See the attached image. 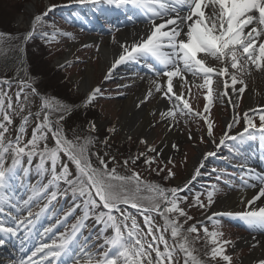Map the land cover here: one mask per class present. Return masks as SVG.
Wrapping results in <instances>:
<instances>
[{"label": "snow or ice", "instance_id": "1", "mask_svg": "<svg viewBox=\"0 0 264 264\" xmlns=\"http://www.w3.org/2000/svg\"><path fill=\"white\" fill-rule=\"evenodd\" d=\"M78 2L101 3L102 0ZM106 3L116 9H145L150 13L144 34L134 37L130 44L121 45L122 51L111 65L109 75L122 63H142L156 77L166 78V87L153 81L155 92L166 97L174 107H179L182 102L181 111L187 109L190 112L191 109L184 92L174 91L173 78L179 77L178 84L183 89L188 82L186 74L194 78L193 84L196 83L195 78L201 77L203 83L196 86L207 90V112L213 100V76L222 80L223 91L220 95L227 98L233 92L239 95L245 92V74L250 75L253 71L264 74V0H106ZM56 7L49 5L42 14L34 16L30 30L20 42L21 53L25 52L27 42L35 37L38 26L43 25L48 14ZM129 19L134 17L129 16ZM3 35L0 34V38ZM153 62L161 67L157 68ZM217 64L219 67L214 66ZM21 71L23 78L18 72L14 79L0 80V85L9 88L13 82L19 85L14 97L0 87V248L19 238L20 233L27 238L36 219L42 213L51 211L61 197L71 195L73 205L63 220H56L57 225L66 224L77 209L81 215L76 217L70 232L57 234L53 232L55 225L45 227L40 233V241L27 258L21 256L17 259L12 253L8 264H63L62 257L70 258L71 264H232V258L227 254L232 241L224 239L220 231H209L203 221L198 223L203 228L204 247L208 249L204 256L207 259L196 254L194 242L201 240L200 229L192 224L185 230L179 222L180 217L184 218V223L193 219L179 206L182 199L187 200V196H180L186 188L176 186L165 189L143 183L135 171L131 175H120L115 167L109 169L110 161L90 151L93 143L91 133L97 130L95 122H90L91 127L83 137L76 135L69 138L63 122L71 114L72 108L41 93L23 65ZM101 91L100 88L91 90L84 106L93 103ZM152 96L153 92L149 90L140 104L146 103ZM33 101H40L35 111L29 106ZM250 112L258 114V125ZM160 115L162 118H174L175 113L169 109ZM17 116L20 117L18 125L14 119ZM241 120L243 131L237 134L241 140L256 138L250 129L257 130L264 139V107H261L233 116L231 123L226 125L227 131L219 140V145L223 146L225 139H237V136L228 133ZM206 123L207 136L212 138V122L206 119ZM29 126H32L30 135ZM115 130V127L108 129L109 132ZM49 140L53 141L51 146ZM141 143L147 144V141L141 140ZM171 147L177 148V145ZM148 151L157 150L149 147ZM214 155V152L206 154L208 157ZM93 156L96 158L95 164ZM142 157L145 165L150 166L155 162V157L149 158L145 153H139L131 157V161L125 159L123 166L126 168L129 162L135 165ZM111 161H115V157ZM33 172L39 178L35 184L30 179ZM199 174L197 169L196 175ZM172 175L169 170L164 179ZM45 177L47 183L44 182ZM260 179L259 187L249 185L258 190L250 199H242L245 205L243 211L212 210L215 203L213 191L207 192L206 203L199 196L195 197L193 203L202 209L212 210L207 215L209 221L222 216L235 217L244 221L250 229L264 232V206H256V201L264 198V177ZM26 181L32 194L24 200L13 199L16 195L15 185ZM144 191L151 195H141ZM41 201L46 203L34 214L31 210L33 204ZM121 205L136 210L143 218L146 231L141 228L136 215ZM153 213L163 219V228L155 222ZM88 221H92L98 230L94 237L90 233L84 244L77 248L76 241L82 230L88 227ZM169 229L175 241L173 244L165 236ZM193 233L196 235L190 239L189 234ZM93 239L100 242L90 243ZM258 243H253L252 247H257ZM20 251H24L23 241ZM178 253L183 254L182 260ZM256 264H264V259H259Z\"/></svg>", "mask_w": 264, "mask_h": 264}, {"label": "rangeland", "instance_id": "2", "mask_svg": "<svg viewBox=\"0 0 264 264\" xmlns=\"http://www.w3.org/2000/svg\"><path fill=\"white\" fill-rule=\"evenodd\" d=\"M68 2L69 0H0V34H4L3 37L0 38V68L5 71L0 72V74H11L14 76L20 66L22 60V53L19 50L21 37H24L30 28H28L25 23H20L19 19L24 16L26 22L30 17L42 14L49 5L54 4L57 5L56 8L61 9L60 7ZM30 6L34 9V15L32 12H28ZM56 8L48 14L41 26L48 28L51 32L47 33V36L41 35L44 33L43 31L39 32L25 45L26 70L34 78L41 93L60 103H65L72 108L71 114L68 115L63 122L64 131L69 138L76 135L81 137L86 135L87 130L91 127L90 122L94 121L97 130L91 133L93 143L90 148H93L96 153L103 156L106 161H110L108 163L109 169L115 167L117 173L120 175H131L132 171H135L139 173L143 183L159 185L165 189L176 187L178 184L184 183L185 178L189 174V165L192 160L199 155V151H205V155L208 152H216L215 157L219 158H224L226 156L223 149L227 148L226 146L230 143L225 142V144L221 146L218 142L226 133L225 118L229 116L233 118V116L240 115L244 112V94L239 95L234 107L231 106L228 100L220 95L223 91L222 80L213 76V100L206 112L205 104L207 101L205 96L207 90L196 86L197 84H202L203 79L197 77L195 78L196 83L193 84L192 81L194 78L190 75L187 77L188 82L183 89H180L179 86L174 88V91L177 93L180 91L184 92V98L188 100L191 109L189 112L187 109L181 111L183 108L182 102L179 107H174L173 103L166 97H163L160 93H156L153 83V96L149 98V103L153 105L158 102L159 98L164 99L169 109L174 111V118L167 117L164 120L160 114L153 113V134L150 137L138 136L134 133L129 135L122 134L119 132L117 126L126 99L138 89L139 81H143L145 80L144 78L148 77H158H156L153 72L149 71L142 63H140V66L134 65L132 70H130L131 72L127 74L125 73L126 69L123 68L119 69L115 75H108L106 70L102 71L103 59L100 54L102 43L107 42V39L111 37L116 38L120 28L112 24L106 25V23H104L105 19L102 18H98L100 26L96 27L94 26L93 19L88 20V16L80 17V15L77 14L70 15L69 9V11L61 9V13H59L56 11ZM82 8L91 11L89 6H82ZM64 12H66V14H63ZM62 15L64 18L61 17ZM92 39L94 40L92 41ZM71 48H73L71 57L64 62H59L61 57L67 52H70ZM5 53L15 56L17 67L14 71H9L10 68L6 69V66L2 65V63H6L8 60V56H6ZM214 66L219 67L218 64ZM88 68L94 69L96 75L94 79L95 88H100L102 91L101 94L95 98L93 103L84 106L88 94L80 89L78 80ZM254 72L255 71H253V74L251 72L250 75L245 74L243 76L245 83L256 82ZM106 76L108 77L107 79H105ZM21 77L23 78V75ZM175 81L176 78H173L174 84ZM217 81H220V83L218 84ZM0 86H4V91L8 92L9 95L13 97L19 88L17 83H12L11 88L7 85ZM30 100H32L31 97ZM39 103L40 101H33L29 106L35 111ZM249 114L253 116L256 124L259 123L258 114ZM14 119L16 125H18L20 117L17 116ZM206 119L210 120L213 125L214 134L212 138L207 136ZM31 127L32 126L28 127L29 135L31 133ZM112 127H115V132L108 131V129ZM243 127V121L241 120V123L237 124L231 131H243ZM171 134L176 137L174 144L177 145V148L168 147L169 145L165 146L166 139L168 135ZM105 140H107V143H105ZM141 140L147 141V144L141 143ZM52 143L53 141L49 140L50 146ZM103 146L106 147V150ZM253 146H250L252 147L250 150L254 149ZM149 147L155 148L157 151L150 152L148 151ZM219 147H222V149ZM139 153H145L149 158L155 157V162L150 166L145 165L142 157L135 165L129 162L126 168L123 166V161L125 159L131 161V157ZM229 154L233 153L230 152ZM239 156L241 157L243 166H246L245 162L249 156L246 153H241ZM112 157H115V161H111ZM93 161L96 162L95 159H93ZM201 164H203V167H201ZM215 165H219L217 161L205 158V160L200 163L198 169L199 173L204 172L206 176L198 175L199 177H197V179L199 178L202 182L206 180L219 182L220 180L216 179V177H212L215 175L217 177L224 176V174L222 172L219 173L218 171L208 170L209 167ZM160 169H163V171H160ZM169 170H171L173 175L164 179ZM241 175L243 178L240 180H233V187H216L213 192L215 203L231 192H239L250 188L247 183L248 178L246 177L248 174H245V170H242ZM30 179L31 183L35 184L39 178L36 176L35 172H33ZM44 182L47 183V177L44 178ZM203 185L204 188L208 187L206 184ZM28 189L29 184L27 181L24 184H16V195L13 199L18 201L27 199V197L32 194ZM207 192L208 191H205L201 194L205 203L207 202ZM141 195L149 196L151 193L144 191ZM193 201L194 198L189 197L187 200L182 199L179 205L189 216L193 217V219L189 220L187 223H184L183 217L179 218V222L183 224L185 230L191 226L193 222H199V219L209 212L208 209L204 211V209L195 205ZM43 203H46V201L33 204L31 210L34 214L39 211ZM72 205L73 201L71 195L67 198H59L58 201L54 203L51 211H46L44 215L43 213L41 214L42 224L39 225L40 233L45 227L53 225H55L53 228L54 233L70 232L72 224L76 222V217L81 215L79 209L76 210L73 216L68 218L66 224L61 223L57 225L56 220H63L65 213ZM121 207L124 208L125 205H121ZM243 207L245 209L244 205ZM128 210L136 215L141 228H144L146 231L143 218L136 213L135 209ZM153 216L155 222L163 228V219L156 213H153ZM238 221L245 223L239 218ZM87 224L88 227L82 230V234H79V239L76 241L77 248L84 244L85 238L88 237L90 233L94 237L98 230L92 221H88ZM204 225L209 228V231H221L224 239L232 241V244L227 248V254L232 258V264H241L243 258L247 257L250 251H252L251 246L239 245V241L243 236L254 234L250 230L243 229L242 227L240 228V226L235 224L231 225L224 220L219 221V224H217V222H209ZM198 229H200L199 234L201 240L194 242V246L197 249L196 254L202 259H207V257L204 256V253L208 249L204 247L205 237L203 228L199 225ZM109 234H111V230H109ZM195 235V233L189 234V238L191 239ZM165 236L170 244L175 243L173 238H171L170 229L165 233ZM99 242L100 241H96L95 239L90 241V243ZM178 256L182 260L183 254L178 253ZM65 264H71L70 258H68Z\"/></svg>", "mask_w": 264, "mask_h": 264}, {"label": "bare ground", "instance_id": "3", "mask_svg": "<svg viewBox=\"0 0 264 264\" xmlns=\"http://www.w3.org/2000/svg\"><path fill=\"white\" fill-rule=\"evenodd\" d=\"M76 2L77 5H86L90 2L86 3H79L78 0H69V3ZM104 6V10L110 9L111 11L113 8L108 5L107 3L102 4ZM132 9V8H129ZM138 10V17L136 18L135 22L131 24H122L120 25V29L118 30V34L116 38H109L107 42H103L100 48V54L103 59V67L102 71H107L109 75V70L111 65L114 63V60L118 58L119 53L122 51L121 45L128 43L130 44L134 37L142 36L145 30L148 27V13L145 9H137ZM142 10V11H141ZM28 12H32L33 15L35 14L34 9L32 6L28 8ZM141 12L143 14H141ZM34 17H30L26 22L24 16H22L19 20L20 23H25L28 28L31 26V21ZM159 22V21H157ZM91 40V39H90ZM94 39H92L93 41ZM71 48L70 52H67L63 57L60 58L59 62H64L72 55ZM137 64V63H135ZM22 65L26 68L25 63L23 62L20 64L19 68L17 69L16 73H20V76L23 75ZM134 66V62H125L116 67L114 70L111 71L110 75H115L119 69H126V74L130 73ZM256 82L255 83H248L246 82V90L243 93L245 95V104L243 111H248L249 109H255L259 107H264V74L255 71ZM253 74V72H252ZM190 76V74H186V77ZM96 78L95 71L93 68H88L79 78V86L80 89L83 90L86 94H89L91 90L95 89V81ZM145 80L138 82V89L126 99L120 119L118 122V130L122 134H131L134 133L138 136H147L150 137L153 134L152 129V115L153 113H162L167 112L169 109L168 104L165 102L164 99L159 98L158 102L155 104H150L149 99L146 103L140 104V101L144 99L146 93L149 90H152L153 81H157L163 86H166V78H153L148 77L144 78ZM179 77H176V81L174 84V88L179 86L178 84ZM239 94L233 92L230 96L226 99L228 100L229 104L234 107L235 103L237 102ZM251 113V112H250ZM166 118H164L165 120ZM232 117L225 118V127L227 124L231 123ZM226 129V128H225ZM227 131V130H226ZM225 131V132H226ZM234 131H230L228 135L234 134ZM176 141V137L174 135H168L166 139L165 146L169 145L171 147ZM199 155L195 157L189 165V174L185 178L184 183L189 181L195 174L196 171L202 161L205 160L206 155L204 154L205 151H199ZM254 165V164H253ZM255 169L251 170V176L256 174V166L254 165ZM256 182V181H255ZM184 183L178 184V186H182ZM256 184L258 187L259 184ZM258 189L248 188L247 190L239 191V192H231L224 197L220 198L216 201L212 210L215 211H243L245 210L243 207V203L241 202L242 199H250L252 195ZM245 206V205H244ZM256 206H264V198L261 200L256 201ZM211 210V211H212ZM210 211V213H211ZM259 242L257 247L253 248V243ZM240 246H251L250 254L247 257H244L241 264H256L259 259H264V232L260 234H253V235H245L239 241Z\"/></svg>", "mask_w": 264, "mask_h": 264}, {"label": "trees", "instance_id": "4", "mask_svg": "<svg viewBox=\"0 0 264 264\" xmlns=\"http://www.w3.org/2000/svg\"><path fill=\"white\" fill-rule=\"evenodd\" d=\"M72 13H74V12H72ZM44 32V33H49V32H51V30H49L48 28H45V27H41V26H38V28H37V31H36V34H38L39 32ZM23 39V36L21 37V40ZM6 54V56H8V60L6 61V63H2V65H5L6 66V69H8V68H10L9 69V71H14L15 69H16V67H17V60H16V58H15V56L12 54V55H8V53H5ZM3 61V60H2ZM8 63V64H7ZM9 63H10V65H9ZM0 72H5V71H3V69H1L0 68ZM0 77H3V78H7V77H12V75L11 74H5V75H3V74H0ZM0 87H4V86H0ZM6 88V87H5ZM103 148L106 150V147L105 146H103ZM91 149V152H95V150L93 149V148H90ZM93 159H95L96 160V158H95V156H93ZM92 159V160H93ZM93 163H95L94 161H93ZM180 196L183 198L184 196H187V197H192V198H194L195 199V197L196 196H199V198L202 200V201H204V199H203V197L201 196V193L200 192H196V186L194 185V186H192V187H190L186 192H184L183 194H180ZM207 209H204V211H206ZM193 224H196L197 225V227L199 226V224H197V222H193Z\"/></svg>", "mask_w": 264, "mask_h": 264}, {"label": "water", "instance_id": "5", "mask_svg": "<svg viewBox=\"0 0 264 264\" xmlns=\"http://www.w3.org/2000/svg\"><path fill=\"white\" fill-rule=\"evenodd\" d=\"M30 28H31V26H30ZM25 63V65H26V57H25V52L24 53H22V60H21V63L20 64H22V63ZM11 79H14V78H11ZM190 183V181H188L186 184H184V185H182L181 186V188L182 187H185L187 184H189Z\"/></svg>", "mask_w": 264, "mask_h": 264}]
</instances>
